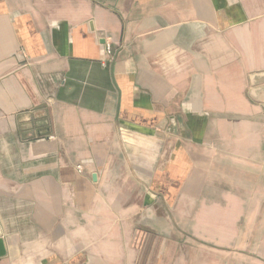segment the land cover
Segmentation results:
<instances>
[{
  "label": "crops",
  "instance_id": "obj_1",
  "mask_svg": "<svg viewBox=\"0 0 264 264\" xmlns=\"http://www.w3.org/2000/svg\"><path fill=\"white\" fill-rule=\"evenodd\" d=\"M263 142L264 0H0V264H264Z\"/></svg>",
  "mask_w": 264,
  "mask_h": 264
},
{
  "label": "water",
  "instance_id": "obj_2",
  "mask_svg": "<svg viewBox=\"0 0 264 264\" xmlns=\"http://www.w3.org/2000/svg\"><path fill=\"white\" fill-rule=\"evenodd\" d=\"M6 254H7V250H6V247H5V242H4L2 233L0 231V258L5 256Z\"/></svg>",
  "mask_w": 264,
  "mask_h": 264
},
{
  "label": "built area",
  "instance_id": "obj_3",
  "mask_svg": "<svg viewBox=\"0 0 264 264\" xmlns=\"http://www.w3.org/2000/svg\"><path fill=\"white\" fill-rule=\"evenodd\" d=\"M106 49H107L108 52H110V49H111L110 44H106ZM263 162H264V142H263ZM77 169H78L80 172H82V170H83L82 165H78V166H77Z\"/></svg>",
  "mask_w": 264,
  "mask_h": 264
}]
</instances>
